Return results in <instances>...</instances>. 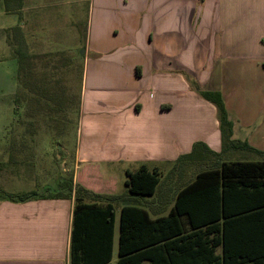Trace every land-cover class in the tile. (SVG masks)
Returning <instances> with one entry per match:
<instances>
[{"label": "crops", "instance_id": "crops-1", "mask_svg": "<svg viewBox=\"0 0 264 264\" xmlns=\"http://www.w3.org/2000/svg\"><path fill=\"white\" fill-rule=\"evenodd\" d=\"M13 28L19 29L20 66L9 43ZM0 37L16 64L13 115L4 120L0 149L9 168L26 169V179L41 167L38 126L44 120L49 132L56 129L59 105L69 104L58 89L76 86L80 76L84 146L77 145L72 163L67 154L58 167L71 172L74 185L111 197L100 201L114 208L111 264L121 208L143 203L137 207L151 219L168 214L164 203L175 185L199 173V148L195 160L172 171L194 144L224 154L225 161L241 151L223 152L217 110L197 89L222 95L232 140L264 151V0H0ZM75 41L82 43L83 62L77 74L65 75L64 87L59 71L73 69ZM142 166L161 174L155 204L127 188L117 192L114 171L125 175L124 183L127 172ZM74 204V193L0 201V264H70ZM184 228L195 231L187 223Z\"/></svg>", "mask_w": 264, "mask_h": 264}, {"label": "trees", "instance_id": "trees-1", "mask_svg": "<svg viewBox=\"0 0 264 264\" xmlns=\"http://www.w3.org/2000/svg\"><path fill=\"white\" fill-rule=\"evenodd\" d=\"M18 30L12 29L9 43L15 46L14 57L20 66ZM197 90L217 110L223 152L245 150L263 159L225 161L222 154L211 152L203 143L194 144L190 154L175 162L172 171L195 160L198 148L199 163L206 167L193 179L175 185L164 203L168 214L151 219L141 207L121 208L116 264H264V151L232 140V123L222 95ZM210 157L215 159L212 163ZM126 177L124 185L133 196L156 197L162 188L161 174L154 169L142 166L127 172ZM72 193L70 264H111L114 208L100 203L111 197L74 185L72 178L61 182L48 196L62 199ZM39 197L36 192L13 194L0 187V201L21 203ZM185 223L195 231L185 233Z\"/></svg>", "mask_w": 264, "mask_h": 264}, {"label": "rangeland", "instance_id": "rangeland-1", "mask_svg": "<svg viewBox=\"0 0 264 264\" xmlns=\"http://www.w3.org/2000/svg\"><path fill=\"white\" fill-rule=\"evenodd\" d=\"M76 47H72L73 52L75 53V56L72 58L71 63L73 64V69H70V73L59 71V77H60V84L65 87L67 84L65 75H68L67 77H71V75L77 74V69L79 65L83 62V56H82V43L80 41H75ZM4 42L2 41V38L0 37V133L3 130V124L5 118H9L13 115V105L11 103V98L9 96V90L13 92L14 89V81H12V71L15 69V63L13 59L10 57V53L5 50ZM41 60L40 63L44 64L46 63L45 59ZM65 62V60H64ZM70 63V64H71ZM60 64V62H59ZM66 64V62H65ZM45 73V72H44ZM80 80V76H79ZM79 80L78 77L76 79V86H70L66 89H58L59 90V99L62 102L65 99H68L69 104L63 106L62 103L59 105L61 108L59 110V120L56 123L57 127L55 130L50 129L47 130V126L44 123V120L42 121V124L38 126V136L36 138L37 145H36V158L39 160L40 168L37 169L35 172L36 177L34 179H26L28 176L23 174V169H11L8 167V165L5 164V153L3 150L0 149V187L8 192V193H15L19 191H28V190H34L36 193H38L41 196H46L52 194L54 191H57V185L63 182L64 180H67L71 178V172H62V168L58 167V163L64 160L65 155H69L67 161L69 163H72V156L75 148L78 144H81V147L84 146L82 140H83V134L80 138V133L84 132L85 129V119L82 114V111L80 110V89H79ZM66 82V83H65ZM44 82H40L39 85H43ZM11 92V93H12ZM68 92L67 97L65 98V93ZM19 93V91H18ZM44 105H41L39 108V111H42ZM67 117L66 120H63V118ZM50 134V135H49ZM1 138V135H0ZM1 145V144H0ZM59 147H63L64 150L59 149ZM59 149V150H58ZM236 157L231 159L232 161H262V157L257 156L256 154L252 152H246V151H239L235 153ZM222 156H225L222 154ZM225 159V158H223ZM48 160L51 161V164H47ZM229 161V160H226ZM47 165V166H46ZM71 165V164H70ZM69 165V167H70ZM206 166L204 164L199 163V170L205 168ZM116 170V169H115ZM114 175L116 176L117 180V192L119 194H123L126 191V186L123 183V179L125 178V175L121 174L119 169L117 171H114ZM95 179V182L98 180ZM103 181H99L100 185L106 182L107 180L103 178ZM63 184V183H62ZM97 184V183H96ZM137 199L141 200V197H137ZM142 199H148V198H142ZM138 202H140L138 200ZM158 202L157 198H152L149 203L155 204ZM143 203H140L137 206L144 207L142 205ZM145 208V207H144Z\"/></svg>", "mask_w": 264, "mask_h": 264}]
</instances>
